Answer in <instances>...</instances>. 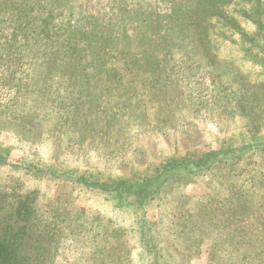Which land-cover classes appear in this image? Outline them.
<instances>
[{
    "label": "rangeland",
    "instance_id": "374dc122",
    "mask_svg": "<svg viewBox=\"0 0 264 264\" xmlns=\"http://www.w3.org/2000/svg\"><path fill=\"white\" fill-rule=\"evenodd\" d=\"M30 3L23 45L15 40L10 51L2 46L9 30L0 33V150L8 157L0 213L12 214L26 194L36 200V221L48 229L45 263L155 264L136 237L130 200L9 164L140 181L210 149L264 139V34L255 43L240 34L255 35L251 20L264 0ZM226 14L239 30L225 25ZM81 102V116L62 108ZM142 211L159 264H259L250 254L264 256V149L174 180Z\"/></svg>",
    "mask_w": 264,
    "mask_h": 264
},
{
    "label": "trees",
    "instance_id": "16d2710c",
    "mask_svg": "<svg viewBox=\"0 0 264 264\" xmlns=\"http://www.w3.org/2000/svg\"><path fill=\"white\" fill-rule=\"evenodd\" d=\"M31 1L32 0H24L23 4L17 0H0V33H6L8 29L7 35H9L11 39V43L8 44L6 38L2 46H6L10 51H12L13 47H16L14 45L15 40L20 41L23 39L19 44V46H22L25 39H27V31L31 30V27H27V21L23 23L24 19H21L22 17L26 19L31 17L30 12L33 9L30 3ZM257 14V20L252 19L251 21L256 23V31L253 34L258 35H251V33L245 30L241 31V33L239 32L245 36L250 43H255L256 38L264 34V9H259ZM225 21V25L231 23L230 25L235 26L238 30L240 29L236 23L231 21V18L227 14L225 15ZM262 46L263 43L261 44V47ZM16 48L18 49V47ZM262 64H264V59ZM90 65L93 66V62H90ZM86 66H88V64H86ZM85 68L87 70V67ZM97 69L100 70L99 68ZM98 70H96V72ZM91 72L95 71L91 70ZM92 76L93 75H88L86 78L91 80L90 78H93ZM62 108H65L64 110L66 113H71L73 115L77 114L81 116L82 113H86V109L82 102L74 105H63ZM254 149H264V139L255 138L252 141H241L240 143L228 144L226 147L210 149L201 156L182 159L170 165H163L161 169L153 175L145 177L140 181H124L121 179L107 181L98 179L91 180L83 175L75 173L73 169H64L60 171L51 166L35 163L33 160H22L17 164L10 163L9 166L13 170H23L36 175H59L63 179L69 180L72 184L94 191L104 198H107V200H116L117 203H125V200H130L132 202L130 206L134 208L136 216H138L136 237L140 238L145 243L148 242L149 246L146 251H148L151 261L155 264H159V258L157 259L154 252L153 233L151 232L152 234H150L148 232L151 231V229L143 214V206L159 198L165 186L174 180L187 174H193L210 168L212 164L219 160L238 158ZM5 163H8V157L4 150H0V164ZM34 201L36 200L33 197L26 194L21 197L12 214L4 215L0 213V264H50L45 263V260L49 257V253L45 251V242L49 241L48 229H41L40 223L36 221L37 216L34 215ZM38 221H40V219H38ZM150 252H152V255H150ZM246 253L247 252L241 254L243 261L247 258ZM161 255H163L167 261L169 260V262H171V254L166 251V249H161ZM250 256L255 259L258 258L259 264H264V256L256 253H254V255L250 254Z\"/></svg>",
    "mask_w": 264,
    "mask_h": 264
}]
</instances>
